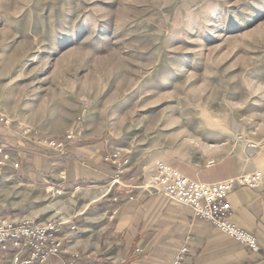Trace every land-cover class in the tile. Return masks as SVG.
I'll list each match as a JSON object with an SVG mask.
<instances>
[{"label":"rangeland","instance_id":"374dc122","mask_svg":"<svg viewBox=\"0 0 264 264\" xmlns=\"http://www.w3.org/2000/svg\"><path fill=\"white\" fill-rule=\"evenodd\" d=\"M0 113L24 142L78 127L67 148L105 134L150 171L264 156V0H0ZM22 200L0 213L42 206Z\"/></svg>","mask_w":264,"mask_h":264},{"label":"crops","instance_id":"0c3cea01","mask_svg":"<svg viewBox=\"0 0 264 264\" xmlns=\"http://www.w3.org/2000/svg\"><path fill=\"white\" fill-rule=\"evenodd\" d=\"M104 135L89 134L59 153L24 142L0 124V143L7 144L20 163L18 169L5 168L0 176L5 179L0 187L3 205H17L23 196L19 205L42 202L25 217L71 221L77 228L67 227L64 247L80 252L82 264H170L183 245L190 248L184 264H264V181L258 189L238 187L228 197L232 222L258 238L260 249L254 251L196 217L189 205L141 187L151 169L137 162L133 161L135 172L129 176L133 186L110 191L114 168L105 156L113 148ZM190 171V175L182 172L208 183L257 171L264 175V156L249 161L227 157L214 167ZM61 172L67 174L63 193L53 196L46 183L59 184ZM12 255L7 251L0 264H11ZM66 255L43 264H64Z\"/></svg>","mask_w":264,"mask_h":264},{"label":"built area","instance_id":"2783aa9c","mask_svg":"<svg viewBox=\"0 0 264 264\" xmlns=\"http://www.w3.org/2000/svg\"><path fill=\"white\" fill-rule=\"evenodd\" d=\"M0 121L9 126L12 121L0 113ZM26 138H34L46 149L65 152L68 144L80 141L83 138L82 129L78 127L68 129L62 136H50L40 131H26ZM251 143L249 147H255ZM115 172L111 180V189H128L132 187L129 176L134 174V165L131 159L120 150L112 151L106 155ZM216 164L211 161L210 166ZM18 169L20 163L12 153L10 147L0 143V176L7 167ZM67 178L65 172L60 173L59 184H49V192L62 194V181ZM262 172L244 173L218 182L208 183L194 179L177 167L166 161H158L149 175L144 176L141 187L150 192H157L186 205L194 210L195 216L203 219L225 235L249 246L254 251L260 249L258 238L252 232L236 225L231 220L233 214L229 195L238 187L249 186L260 188L263 186ZM67 227L76 230L77 226L69 220L50 218L39 220L35 217H25L13 214L0 213V257L7 251H13L11 264H43L52 257L63 258L64 264H82L81 253L68 251L64 247ZM188 245H183L170 264H184L189 253Z\"/></svg>","mask_w":264,"mask_h":264}]
</instances>
